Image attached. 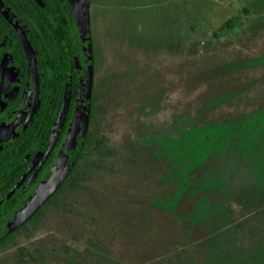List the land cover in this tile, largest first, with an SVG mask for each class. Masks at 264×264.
<instances>
[{
	"label": "rangeland",
	"instance_id": "obj_1",
	"mask_svg": "<svg viewBox=\"0 0 264 264\" xmlns=\"http://www.w3.org/2000/svg\"><path fill=\"white\" fill-rule=\"evenodd\" d=\"M95 8L108 144L38 225L36 264H243L242 240H264V0Z\"/></svg>",
	"mask_w": 264,
	"mask_h": 264
},
{
	"label": "flooded vegetation",
	"instance_id": "obj_2",
	"mask_svg": "<svg viewBox=\"0 0 264 264\" xmlns=\"http://www.w3.org/2000/svg\"><path fill=\"white\" fill-rule=\"evenodd\" d=\"M95 5L87 45L84 0H0V252L17 251L14 264L38 262V225L60 216L81 186L82 160L108 144L98 124L114 78Z\"/></svg>",
	"mask_w": 264,
	"mask_h": 264
},
{
	"label": "trees",
	"instance_id": "obj_3",
	"mask_svg": "<svg viewBox=\"0 0 264 264\" xmlns=\"http://www.w3.org/2000/svg\"><path fill=\"white\" fill-rule=\"evenodd\" d=\"M254 242H251V238L242 240V247L246 250L241 255V262L243 264H260L261 261H264V240L258 243ZM24 254L25 251H21L22 257H24Z\"/></svg>",
	"mask_w": 264,
	"mask_h": 264
},
{
	"label": "water",
	"instance_id": "obj_4",
	"mask_svg": "<svg viewBox=\"0 0 264 264\" xmlns=\"http://www.w3.org/2000/svg\"><path fill=\"white\" fill-rule=\"evenodd\" d=\"M78 21L81 25L82 35L87 45L90 43L91 34H90V20H89V0H84V6L81 11L78 13Z\"/></svg>",
	"mask_w": 264,
	"mask_h": 264
}]
</instances>
